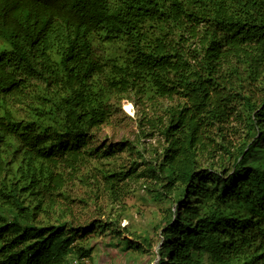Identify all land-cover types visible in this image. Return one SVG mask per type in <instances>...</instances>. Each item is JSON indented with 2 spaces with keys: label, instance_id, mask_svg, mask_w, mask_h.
<instances>
[{
  "label": "trees",
  "instance_id": "16d2710c",
  "mask_svg": "<svg viewBox=\"0 0 264 264\" xmlns=\"http://www.w3.org/2000/svg\"><path fill=\"white\" fill-rule=\"evenodd\" d=\"M129 96L177 102L158 157L104 176L168 205L158 264H264V0H0V264L88 259L90 235L151 247L119 217L73 224L64 192L119 152L89 145Z\"/></svg>",
  "mask_w": 264,
  "mask_h": 264
},
{
  "label": "rangeland",
  "instance_id": "374dc122",
  "mask_svg": "<svg viewBox=\"0 0 264 264\" xmlns=\"http://www.w3.org/2000/svg\"><path fill=\"white\" fill-rule=\"evenodd\" d=\"M152 103L140 101L133 96L114 101L109 121L92 133L89 147L102 152L106 147L119 145L116 147V151L119 152L108 159L90 157L68 177L64 188L71 208L69 219L73 224L85 225L96 220L119 217L120 228L128 230L122 238L131 239L129 233L134 231L149 235L151 247L137 257L136 261L132 262L126 253H121L127 264H158L162 258L159 255L162 248L160 227L164 225L161 220L168 205L160 206L153 203L143 189L142 181L128 182L126 187L128 193L120 199L115 198L108 191L104 176L111 171L126 170L132 161L141 169L143 160L154 161L162 152L165 144L163 136L152 128L151 124L152 121L157 122L155 118L164 116L166 108L175 106L177 102L158 99ZM230 122L227 130L232 132V128L238 124ZM122 167L124 168L121 169ZM90 236L85 239L88 245L91 240L106 239L105 235ZM117 249L120 251L118 247Z\"/></svg>",
  "mask_w": 264,
  "mask_h": 264
},
{
  "label": "crops",
  "instance_id": "0c3cea01",
  "mask_svg": "<svg viewBox=\"0 0 264 264\" xmlns=\"http://www.w3.org/2000/svg\"><path fill=\"white\" fill-rule=\"evenodd\" d=\"M89 247L91 248L89 264H127L124 255L110 243L109 239L91 240Z\"/></svg>",
  "mask_w": 264,
  "mask_h": 264
},
{
  "label": "built area",
  "instance_id": "2783aa9c",
  "mask_svg": "<svg viewBox=\"0 0 264 264\" xmlns=\"http://www.w3.org/2000/svg\"><path fill=\"white\" fill-rule=\"evenodd\" d=\"M69 264H89L86 258H71Z\"/></svg>",
  "mask_w": 264,
  "mask_h": 264
}]
</instances>
